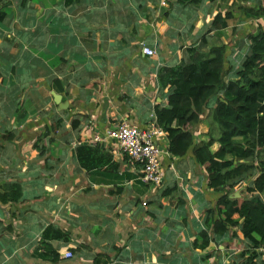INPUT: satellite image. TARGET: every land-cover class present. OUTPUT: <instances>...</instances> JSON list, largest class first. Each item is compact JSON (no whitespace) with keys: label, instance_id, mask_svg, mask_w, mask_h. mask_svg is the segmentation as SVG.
Wrapping results in <instances>:
<instances>
[{"label":"crops","instance_id":"crops-1","mask_svg":"<svg viewBox=\"0 0 264 264\" xmlns=\"http://www.w3.org/2000/svg\"><path fill=\"white\" fill-rule=\"evenodd\" d=\"M162 1L0 0V184L20 182L25 197L0 202V264H93L98 255L108 264H264L242 219L219 233L207 223L221 193L192 149L174 156L161 137L164 179L154 185L113 140L89 138L91 125L100 134L125 119L148 125L168 104L163 67L225 44L227 66L239 68L247 35L264 23L254 13L262 0ZM227 12V26L210 30ZM208 113L196 142L209 138ZM251 179L236 197L251 196ZM49 226L63 236L45 248Z\"/></svg>","mask_w":264,"mask_h":264},{"label":"trees","instance_id":"trees-1","mask_svg":"<svg viewBox=\"0 0 264 264\" xmlns=\"http://www.w3.org/2000/svg\"><path fill=\"white\" fill-rule=\"evenodd\" d=\"M181 1L187 8L201 3ZM254 13L264 17V0ZM225 15L217 14L210 30L226 27L231 14ZM247 41L248 53L237 69L235 64L227 66L225 44H213L207 54L161 68V86L170 90L168 104L157 106L155 113L167 133L169 152L184 156L192 149L195 160L207 171L209 188L221 193L215 207L207 210V223L212 224L213 231L226 232L242 219L244 238L260 247L264 245V23L247 35ZM227 74L229 78L225 79ZM207 109L209 138L196 142L195 127L204 120ZM215 143L217 149L213 148ZM249 178L252 181L244 189L251 196H234ZM23 195L18 181L0 184L2 204L24 201ZM61 235L58 229L47 227L43 234L45 248L50 247L49 240ZM201 237L207 245L210 237L206 230ZM93 264L108 261L98 255Z\"/></svg>","mask_w":264,"mask_h":264},{"label":"built area","instance_id":"built-area-1","mask_svg":"<svg viewBox=\"0 0 264 264\" xmlns=\"http://www.w3.org/2000/svg\"><path fill=\"white\" fill-rule=\"evenodd\" d=\"M166 5V0L162 1ZM143 52L148 56L156 54V51L147 45H143ZM93 126H89L92 136L89 137L93 143L105 139L113 140L119 150L126 154L130 161L137 163L141 167V178L145 182L154 185H160L164 179L163 148L160 143L161 137H164L165 130L158 124L157 116L146 126L138 127L129 120H122L114 127L104 130L103 134L95 131ZM1 209V207H0ZM264 256V247L259 248ZM64 257H72L73 252L70 249L65 250Z\"/></svg>","mask_w":264,"mask_h":264},{"label":"water","instance_id":"water-1","mask_svg":"<svg viewBox=\"0 0 264 264\" xmlns=\"http://www.w3.org/2000/svg\"><path fill=\"white\" fill-rule=\"evenodd\" d=\"M54 96H55V100H56L59 104H62V103H63V102H62V97H61V96H57V95H55V94H54ZM64 103H66V102L64 101ZM234 196H239V191L236 190V191L234 192ZM5 214H6L5 210H4L3 208H1V209H0V217H4Z\"/></svg>","mask_w":264,"mask_h":264}]
</instances>
